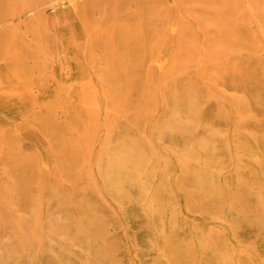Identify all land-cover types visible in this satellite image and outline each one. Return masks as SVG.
Listing matches in <instances>:
<instances>
[{
    "label": "rangeland",
    "instance_id": "1",
    "mask_svg": "<svg viewBox=\"0 0 264 264\" xmlns=\"http://www.w3.org/2000/svg\"><path fill=\"white\" fill-rule=\"evenodd\" d=\"M0 264H264V0H0Z\"/></svg>",
    "mask_w": 264,
    "mask_h": 264
}]
</instances>
